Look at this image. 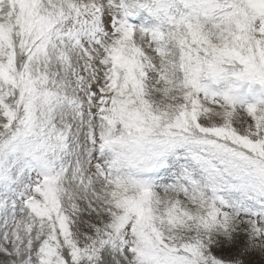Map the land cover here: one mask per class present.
Listing matches in <instances>:
<instances>
[{
  "label": "snow or ice",
  "instance_id": "obj_1",
  "mask_svg": "<svg viewBox=\"0 0 264 264\" xmlns=\"http://www.w3.org/2000/svg\"><path fill=\"white\" fill-rule=\"evenodd\" d=\"M0 264H264V0H0Z\"/></svg>",
  "mask_w": 264,
  "mask_h": 264
}]
</instances>
